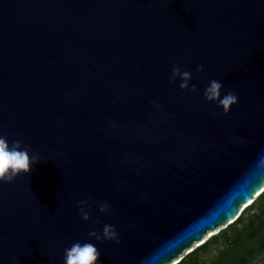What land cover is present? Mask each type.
Returning a JSON list of instances; mask_svg holds the SVG:
<instances>
[{"label": "water", "instance_id": "95a60500", "mask_svg": "<svg viewBox=\"0 0 264 264\" xmlns=\"http://www.w3.org/2000/svg\"><path fill=\"white\" fill-rule=\"evenodd\" d=\"M0 135L40 158L0 183V264L181 260L264 191V0H0Z\"/></svg>", "mask_w": 264, "mask_h": 264}, {"label": "clouds", "instance_id": "9594fccd", "mask_svg": "<svg viewBox=\"0 0 264 264\" xmlns=\"http://www.w3.org/2000/svg\"><path fill=\"white\" fill-rule=\"evenodd\" d=\"M203 70V65L197 68V71L202 72ZM176 78L181 80L179 87L182 90L189 89L190 81L192 79V74L190 71L184 70L181 66H173L172 79L175 80ZM223 87L224 85L221 81L212 79L205 88L204 96L209 102L218 103V105L223 109L224 113L227 114L230 111L232 105L238 103V94L233 91H229L222 95ZM191 90L196 91V86L194 84L191 85ZM39 161V155L30 151V149L27 147L21 146L20 141L17 140L10 142L6 136L0 135V183H10L13 182L14 179L19 175L29 174L32 166L37 164ZM259 165L264 167V155H261L259 159ZM88 199L90 200L92 198L89 197ZM78 204L81 218L85 221L89 220L90 215L87 208L90 207V205H88V200H81L78 202ZM98 206L101 212H105L108 209V205L106 203H99ZM219 231L220 230H218L216 233ZM89 235L95 237L97 240L103 238L115 240L117 242L119 241V234L115 226L111 224H105L103 226L102 233L98 234L93 230L89 233ZM209 237H207L206 240ZM205 241L196 244L184 255L190 253L195 247L201 245ZM100 256V250L91 241H76L73 242L70 247L65 249L63 260L64 264H101ZM179 261H177L175 264H177Z\"/></svg>", "mask_w": 264, "mask_h": 264}, {"label": "trees", "instance_id": "16d2710c", "mask_svg": "<svg viewBox=\"0 0 264 264\" xmlns=\"http://www.w3.org/2000/svg\"><path fill=\"white\" fill-rule=\"evenodd\" d=\"M247 210L252 213L244 218ZM220 238L225 239L226 246L221 250L220 258L218 257L212 264H249L264 253V191L232 224L210 236L204 243L184 255L177 264H195L193 261L199 252Z\"/></svg>", "mask_w": 264, "mask_h": 264}, {"label": "rangeland", "instance_id": "374dc122", "mask_svg": "<svg viewBox=\"0 0 264 264\" xmlns=\"http://www.w3.org/2000/svg\"><path fill=\"white\" fill-rule=\"evenodd\" d=\"M245 212H246V214H245L244 218H247L248 215L250 213H252V211H248V210ZM229 235H231V234H228V236ZM224 238H220L215 243L210 244L207 249L199 252V254L196 256V259L193 261V263H195V264L196 263L197 264H212V262L214 260L218 259V257L220 258L221 250H223L224 247L226 246V244L224 242V240H225ZM249 264H264V253L260 254L257 257V259H255L252 263H249Z\"/></svg>", "mask_w": 264, "mask_h": 264}, {"label": "bare ground", "instance_id": "6f19581e", "mask_svg": "<svg viewBox=\"0 0 264 264\" xmlns=\"http://www.w3.org/2000/svg\"><path fill=\"white\" fill-rule=\"evenodd\" d=\"M261 191H262V190H261ZM261 191H260V192H261ZM260 192H259V193H260ZM259 193H258L257 195H259ZM249 203H250V202H249ZM249 203H248V204H246L244 207H246L247 205H249ZM244 207H243V208H244ZM243 208H242V209H243ZM239 213H240V212H239ZM234 219H235V218H234ZM234 219H233V220H234ZM233 220H232V221H233ZM217 230H219V229H217ZM217 230H216V231H214L213 233H216V232H217ZM211 235H212V234H210L209 236H211ZM209 236H207V237H209ZM207 237H206V238H207ZM206 238H204V239H203V241H205V240H206ZM181 256H182V255H181ZM176 262H177V261H176ZM176 262H174L173 264H175Z\"/></svg>", "mask_w": 264, "mask_h": 264}]
</instances>
